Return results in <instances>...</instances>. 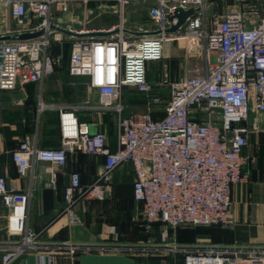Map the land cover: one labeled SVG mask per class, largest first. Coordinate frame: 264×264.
<instances>
[{"label": "built area", "instance_id": "built-area-1", "mask_svg": "<svg viewBox=\"0 0 264 264\" xmlns=\"http://www.w3.org/2000/svg\"><path fill=\"white\" fill-rule=\"evenodd\" d=\"M110 0H0L8 21L0 36V90H12L30 82H41L61 62V52L53 44L71 43L68 72L87 78L88 86L111 102L97 108L118 113L116 149L111 150L105 132H92L77 116L78 107L59 110V145L43 147L36 138L24 135L11 158L20 177L27 176L36 161L63 167L67 153L82 151L103 158L101 170L88 186L80 182L76 170L68 173L64 186L63 213L70 224L81 222L74 204L87 195L103 199L112 191L116 168L130 163L134 178L132 196L141 204L149 231L160 223L159 237L151 241H122L115 226L110 237L99 243H68L69 255L98 250L130 255L153 254L182 257L183 264H264V245L236 243H184L172 239L168 231L182 225L230 227L231 185L247 181L242 172V148L248 128L242 124L251 106L264 110V0H232L231 10L207 15L211 0H142L148 3V26L135 30L124 25V8L131 0H114L119 22L104 31L105 36L67 35L56 27L77 32L63 21L77 2ZM195 8L176 31H166L167 15ZM39 35L20 39L22 33ZM200 42L204 65L201 72L171 82L169 97L161 107H153L159 96L148 99L145 110L123 113L125 87L147 94L148 63L165 57L169 42L181 39ZM168 73L162 70V82ZM96 107V106H95ZM49 184L56 185V172L48 170ZM32 189L25 193L31 197ZM0 196L8 209L6 217L16 226L9 231L21 237L0 244L1 263L8 264L28 250L44 244L39 233L27 225L23 196L0 174ZM45 246V245H43Z\"/></svg>", "mask_w": 264, "mask_h": 264}, {"label": "crops", "instance_id": "crops-1", "mask_svg": "<svg viewBox=\"0 0 264 264\" xmlns=\"http://www.w3.org/2000/svg\"><path fill=\"white\" fill-rule=\"evenodd\" d=\"M224 1L226 0H211L206 13H209V15L213 13L220 14L233 9V5H228ZM213 2H219V11L212 9L210 5ZM7 21L6 10L0 4V34L5 32ZM199 43L198 40L190 38L169 42L166 46L168 52L165 57L184 55L187 49L198 46ZM201 55L202 64L204 65L202 49ZM155 62L148 63V65H153ZM61 65L59 63L53 73L46 76L41 82H30L12 90H0V174L5 177L7 183L14 186L21 196L29 188L32 189L29 199H25L23 196L24 207L28 214L27 225L32 231L39 233V240L44 242L43 245H45L36 250L26 251L8 264H176L175 261L170 259L171 256L130 255L100 252L98 250L69 255L65 247L56 248L62 242L94 244L110 237L108 231L111 223L97 212L101 205L98 199L87 195L74 204L75 211L81 217L79 223L70 224L67 216L62 212L64 207L63 191L68 181V173L71 170L78 171L81 184L88 186L101 170L103 158L88 155L82 151L68 152L66 164L63 167L52 166L48 162L36 161L31 172L27 176L20 177L11 158L12 151L26 134L35 137L40 146H58L59 110L73 106L78 107L77 116L79 120L87 122L92 132L100 130L106 133L111 150H115L117 146V129L112 125V117L108 114L109 111L97 108L102 96L96 91L88 89L85 101L43 102V92L44 90L47 91L49 87L68 93L67 79L62 76L63 69H59ZM66 74L72 76L68 70ZM129 89L125 87L122 94ZM34 94L39 97V106L36 113L33 107L30 108V104L25 105L26 97L28 95L34 96ZM46 109L50 110L55 117L57 136L53 140L45 136V124L40 121L43 116L42 113ZM36 117L38 118L37 122ZM242 124L248 128V133L246 144L242 148L243 163L241 170L247 173L248 179L231 185L229 217L233 220L232 226H216L217 229L205 234V236H202L197 228L179 226L175 229H169L168 234L172 239L184 243L264 245V110H256L251 106L248 117ZM29 125L32 127L31 131L26 129V126ZM52 167L56 172V185L54 187L49 184L50 174L48 170ZM133 175L134 171L131 164L123 163L116 168L112 176L111 192L113 198H116L117 192L123 198V205L126 207L124 208L125 221L130 220L135 211L134 205L129 204V200H132L131 184L133 178L131 179V176ZM131 205H133V211L128 213ZM7 214L8 209L0 196V244L21 237V233H10L9 230L16 225L6 217ZM153 228L156 232L154 236L159 237L162 225L154 223ZM118 229L120 230V227L117 226V231ZM1 255L0 252V263ZM178 257H180L178 264H182V257Z\"/></svg>", "mask_w": 264, "mask_h": 264}, {"label": "rangeland", "instance_id": "rangeland-1", "mask_svg": "<svg viewBox=\"0 0 264 264\" xmlns=\"http://www.w3.org/2000/svg\"><path fill=\"white\" fill-rule=\"evenodd\" d=\"M228 5H232V0L224 1ZM231 3V4H229ZM147 6L148 3L142 0H131L124 8V25L126 28L135 30L140 25L148 26L150 24L147 18ZM214 11L220 10L219 2H213L211 5ZM234 7V6H233ZM209 12V11H208ZM118 7L114 0L107 2H77L72 6V13L65 14L63 16V21L65 23H70L74 29H88V30H103L117 25L119 22ZM209 15V13H207ZM168 52V51H167ZM68 55V54H67ZM201 48L200 43L198 46L191 47L187 49L184 55H179L176 57L166 56L160 61H151L149 63L155 62L153 65H148L147 79L150 83V91L145 93L136 92L134 89H129L125 91L122 96L123 112L127 111H140L145 110L148 105V99L152 96H159V102L153 104L154 107H161L164 101L169 97L171 90V82L176 81L179 77L192 75L202 70V60H201ZM63 69V75L67 79L66 84L69 86L68 93H64L59 89H54L49 87V89L43 92V102H57V101H72L80 102L87 99V90L90 89L88 86L87 79L84 77H74L66 74V67H61ZM166 69L168 73L167 82H162V70ZM46 89V88H45ZM86 92V93H85ZM33 97V98H32ZM39 97L34 94L28 95L26 97L25 105L30 104V108L33 107L35 113L39 106ZM111 102L112 99L108 97L101 98L99 102ZM108 114L112 117V125L116 128L118 113L114 110L109 109ZM40 118V121L44 122L45 131L48 129L53 130L55 128L56 122L54 114L46 109ZM38 118L36 117V122ZM39 121V125H40ZM49 139V138H48ZM55 139V138H54ZM134 175L131 176V179ZM100 202V209H97L98 213L111 223L110 225L120 227L118 229L119 238L126 242H135L137 240L151 241L155 236L156 232L153 230H146V224L142 217V211L140 204L133 199L130 200L129 204L134 205L135 211L132 214L130 220L125 221L124 218V207L123 201L120 198H113L112 192L108 194L103 199H98ZM133 205L128 209V213L133 211ZM74 208V207H73ZM75 210V208H74ZM191 228H197L200 230L202 236L213 232L217 229L216 226H194V225H182ZM170 257V256H169ZM175 263H179L180 257H170Z\"/></svg>", "mask_w": 264, "mask_h": 264}, {"label": "water", "instance_id": "water-1", "mask_svg": "<svg viewBox=\"0 0 264 264\" xmlns=\"http://www.w3.org/2000/svg\"><path fill=\"white\" fill-rule=\"evenodd\" d=\"M195 8L190 7L187 10H178L177 12H175L173 15H167V19L169 21H171L173 18H176V23L172 24L169 28L166 29V31L168 32H174L177 30V28L183 24L185 18L194 13L195 12ZM57 30L67 34V35H71V36H75V37H82V36H105L108 35L112 32V30L109 31H104V30H94L91 32H87V33H83V32H77V31H73V30H69L63 27H56ZM40 32H33V33H22L21 35L18 36V38L20 39H27V38H32L35 37L37 35H39ZM11 38L10 36L6 35V36H0V39H9Z\"/></svg>", "mask_w": 264, "mask_h": 264}, {"label": "trees", "instance_id": "trees-1", "mask_svg": "<svg viewBox=\"0 0 264 264\" xmlns=\"http://www.w3.org/2000/svg\"><path fill=\"white\" fill-rule=\"evenodd\" d=\"M70 48H71V43L69 40H65L62 44V46L60 47V45L58 44H53L52 46V52L53 53H59L61 52V62L60 64H62L63 66H66L67 67V70H68V63H69V54H70ZM68 54V55H67ZM26 129L27 131H31L32 130V127L31 125L29 126H26ZM59 133V132H58ZM45 136L49 139H54L56 136H57V132H56V129L54 128L53 130L51 129H48L45 131ZM59 136V134H58ZM58 142H59V138H58ZM43 147H57V146H44ZM131 187H132V184H131ZM120 193H116V198H120L121 200H123L122 197H120L119 195ZM122 195V194H121ZM132 199H133V196H132ZM131 200V199H130ZM129 200V201H130ZM134 200V199H133ZM135 201V200H134ZM139 203V202H138ZM210 226H218V225H210ZM188 227V226H187ZM119 232V231H118ZM178 264V263H176ZM183 264V263H182Z\"/></svg>", "mask_w": 264, "mask_h": 264}, {"label": "bare ground", "instance_id": "bare-ground-1", "mask_svg": "<svg viewBox=\"0 0 264 264\" xmlns=\"http://www.w3.org/2000/svg\"><path fill=\"white\" fill-rule=\"evenodd\" d=\"M168 44H169V43H168ZM168 44H167V45H168ZM167 45H166V46H167ZM166 53H167V51H166V48H165V54H166ZM41 107H42V106H41Z\"/></svg>", "mask_w": 264, "mask_h": 264}]
</instances>
